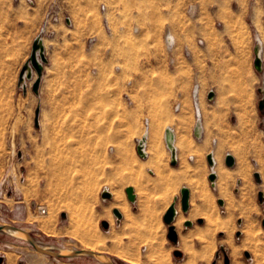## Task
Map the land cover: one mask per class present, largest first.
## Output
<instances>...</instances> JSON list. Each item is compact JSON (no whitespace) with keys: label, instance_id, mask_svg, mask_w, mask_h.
<instances>
[{"label":"rangeland","instance_id":"1","mask_svg":"<svg viewBox=\"0 0 264 264\" xmlns=\"http://www.w3.org/2000/svg\"><path fill=\"white\" fill-rule=\"evenodd\" d=\"M23 2L18 7L22 21L0 22V224L22 227L55 248L86 249L83 240L91 230L106 236L100 249L115 264H136L121 256L129 252L139 264H155L162 254L169 264H184L192 254L195 264H224L225 252L231 264H256V252L264 256V198L259 199L264 192V108L258 104L264 100V75L254 58L257 38L264 36V0ZM44 9L47 14L33 37V24ZM51 25L63 30V45L51 36ZM179 26L183 39L192 42V55L186 53L176 67L168 38ZM38 36L48 53L50 44L56 45L50 54L55 60L76 59L77 65L70 77L46 79L35 93V68L22 82L21 72L14 82L9 70L30 60ZM210 90L215 91L211 100ZM198 102L202 125L196 135ZM149 122L154 137L147 138L149 153L142 156L137 147ZM168 126L177 136L175 164L167 146ZM212 152L225 194L207 178ZM229 152L233 166L225 163ZM141 164V173L135 172ZM204 178L203 194L211 191L212 198L224 200L223 206L214 202L208 213L229 228L218 222L209 227L208 215L196 221L199 232L183 223L176 226V243L167 237L160 211L136 208L125 193L127 185H134L141 203H167L183 185L195 188ZM104 188L125 196L131 220L121 209L123 218H117L114 195L103 198ZM166 190L170 197L164 200ZM70 204L85 216L74 227ZM103 220L111 224L108 229ZM247 225L260 241L258 250L246 244ZM191 232L196 234L186 238ZM207 245L213 247L210 257ZM175 249L183 255H175ZM0 255L2 264H103L90 256L54 259L1 232Z\"/></svg>","mask_w":264,"mask_h":264},{"label":"crops","instance_id":"2","mask_svg":"<svg viewBox=\"0 0 264 264\" xmlns=\"http://www.w3.org/2000/svg\"><path fill=\"white\" fill-rule=\"evenodd\" d=\"M16 0H0V8H4V13H2L0 15L4 16L5 19L0 18V22L3 21H9V22H16L19 23L20 21H22V19H20V14L18 11V7L20 5L25 4V2H23V0H20L18 2V4L16 3ZM47 14V11L44 10H40L38 13V22H35L33 25V32H32V36L35 34L36 29H38L40 27V24L43 22L45 16ZM67 23H70V17L66 18ZM54 24H57L54 22ZM22 25L24 26H28L26 24V22H23ZM50 26V25H49ZM52 29L54 30L53 33L51 32V36H54L53 38L56 39V41H58V44L61 46L65 43V39H64V34H63V30H60V32L57 31V28L53 25H51ZM51 29V30H52ZM171 38H172V45H173V49H174V64H176V67L178 66L179 63H181V61H185L186 59V53H191L190 55H192V50L190 49V45H192V42L190 45H188L187 41L185 39H183L184 37H182V32L180 29V26L178 29L173 28L172 32H171ZM34 37V36H33ZM93 39L98 40V36L93 35L92 36ZM42 39L43 36H42ZM34 40V38H33ZM55 44L51 43L50 44V52L48 53L47 47H46V43L44 46V54H46L47 57V61L42 62V68H43V72L40 78V86H39V90L40 92L43 89V85H44V81L47 79L49 80H53L54 82H57L59 79V75L61 74L62 77L64 78H68L70 77L73 73H74V67L77 65V61L76 59H71V58H65V59H59V60H55L50 54H53L52 52L54 51V48L56 47ZM185 58V59H184ZM188 60V59H187ZM24 66V64L20 65V66H13L12 68H10L9 73L10 75L13 77H15V75H17V73L22 71V67ZM32 68V67H31ZM33 72L32 75L34 74V68H32ZM38 75V73H37ZM14 82H16V80L13 78ZM13 81L10 82V84H14ZM38 90V91H39ZM18 98V97H17ZM19 99V98H18ZM175 133V131H174ZM176 136V135H175ZM176 141H177V136H176ZM147 147V146H146ZM175 148L177 149V146L175 145ZM177 156H178V151H177ZM194 159V157L192 158ZM211 169V167H210ZM214 170V169H212ZM151 172H153L152 170H150ZM211 173V172H210ZM207 174V178L209 176V174ZM209 179V182L211 185L212 181ZM207 180V179H206ZM218 182V178L214 180V183L217 185ZM187 186L188 190H189V209L187 211H183V208L181 207V197H182V193H181V189L184 186ZM180 188L179 191V195H175V197L173 198V200H171L170 202L167 203H162V202H156V204L153 205H149L145 202L141 203V199H140V194L138 193L136 187L134 185H132L134 187V192L136 196V200L135 201H131L135 204L136 208L139 209V207H143V209H147L150 211H160L162 217L164 216V214L166 213V211L169 209L168 207L171 205L172 202L176 201L175 204V208H177V215L175 217V220L173 221L174 224L176 226H180L181 223H183L185 225L186 220H191L193 221V225L190 226L189 228H198L197 232L200 231V227H197L196 221H198L200 218L204 219L206 214L212 210L214 207L213 204L214 202L218 203V199L222 198V197H216L214 196L212 198V192L210 191H201L202 187H208L207 183L205 182V178L202 179V183L197 186L194 185L195 188H192L190 185L185 184ZM128 186V185H127ZM126 186V188H127ZM125 188V189H126ZM204 195V196H203ZM220 205V204H219ZM224 205V204H223ZM221 205V206H223ZM214 210V209H213ZM123 214V213H122ZM182 214V216H180ZM124 215V214H123ZM179 217H182L180 220V223L178 224V219ZM123 218V216H122ZM121 219V218H120ZM204 221V220H203ZM199 222V221H198ZM200 223V222H199ZM110 224V223H109ZM178 224V225H177ZM111 226V224H110Z\"/></svg>","mask_w":264,"mask_h":264},{"label":"water","instance_id":"3","mask_svg":"<svg viewBox=\"0 0 264 264\" xmlns=\"http://www.w3.org/2000/svg\"><path fill=\"white\" fill-rule=\"evenodd\" d=\"M41 39L39 37H36V40L33 43V48H32V52H31V57L30 60L24 64V66L22 67V71L20 74V80L21 82L23 81L24 75L26 74V70L27 67L29 66L30 68H35L38 76L37 79L33 82V91L35 93H38L39 90V86H40V78L43 72V68H42V62L47 61V57L46 54H44V46L41 45L40 43ZM255 66L257 69L261 70L262 67V63L263 61L261 60V57L257 54V50L255 47ZM28 78L32 77V73L29 72L27 75ZM215 96V91L210 90V93L208 95V98L211 100L212 98H214ZM259 107L261 109L264 108V100H260L259 101ZM36 123H38V118H36ZM172 150V164L176 163V150L175 148H171ZM137 151H139V153L143 155V143L140 141L137 147ZM207 160L208 163L212 166L214 164V159H213V155L212 153L207 155ZM225 163L228 164L229 166H233L235 165V157L232 153H227L226 158H225ZM255 176L257 177L258 180H260L259 173L256 172ZM208 178H210L211 181H213L214 179H216V172L213 170ZM125 193L128 196L130 201H135L136 200V196L135 192H134V187L132 185H128L127 188L125 189ZM181 193H182V197H181V207L183 208V211H187L189 209V190L187 188V186L185 185L182 189H181ZM101 196H103V198L105 199H111L113 198L112 193L110 192L109 189L104 188V190L101 193ZM264 198V192L260 191L259 192V199L262 201ZM218 203L220 205L224 204V200L223 198H219L218 199ZM175 204L176 201L172 202L171 205L168 207L169 209L166 211V213L163 216V220L164 222H166V224L168 225V233H167V237H169V239L172 241H174L175 243L178 242L179 240V236H178V232H177V228L176 225L174 224V220L175 217L177 215V208H175ZM113 212L115 213V215L117 216L118 219L122 218L123 214L122 211L119 210L117 207L113 208ZM63 216H66V213H63ZM199 222H204L202 218H200L198 220ZM243 222L242 219H239V223L241 224ZM193 221L191 220H186L185 222V226H192L193 225ZM101 224H103V226L108 229L110 227V224L108 223L107 220H103L101 222ZM262 224L264 226V217L262 218ZM0 232L1 233H5L9 236H14L17 239H20L24 242L29 243L35 250L39 251L40 253H44L54 259L57 258H67V259H72L74 257H86V256H90L93 257L94 259H96L98 262H102L103 264H115L113 258H111V256H109L107 253H103V252H96L90 249H78V248H64V247H53L44 243H41L40 241H38L29 231L27 232L25 229H23L22 227H19L15 224H9V223H3L0 224ZM238 236L242 235L241 231L237 232ZM224 251L225 249L222 248ZM174 254L177 256H182L183 252L180 251L179 249H175L173 250ZM245 254L247 256L250 255V252L247 250L245 252ZM4 257H2L0 255V264L3 263ZM224 264H231L230 263V258L227 254V252H225V257H224Z\"/></svg>","mask_w":264,"mask_h":264},{"label":"bare ground","instance_id":"4","mask_svg":"<svg viewBox=\"0 0 264 264\" xmlns=\"http://www.w3.org/2000/svg\"><path fill=\"white\" fill-rule=\"evenodd\" d=\"M41 39L40 43L41 45L45 46V41L42 40L41 37H39ZM168 42L171 43L172 42V38L169 37L168 38ZM256 50H257V54L261 57V60L263 61L262 65H263V75H264V36L262 35H259V37L257 38V43H256ZM262 68V67H261ZM29 72H33L32 68H30L29 66L27 67V70H26V75H28ZM198 89V86L196 87V91ZM195 91V92H196ZM196 113H197V126H196V135L200 133V130H201V125H202V120H201V106H200V102H198L196 104ZM243 117V115H240V119ZM246 123V122H245ZM248 123V121H247ZM246 125V124H245ZM244 125V128L243 130L248 134V132H250V128L248 126H245ZM152 127L150 126V122L148 124V126L145 128V130L143 131V134L142 136L140 137L139 139V142L141 141L143 143V155L146 156L148 155L149 151L147 150L146 146H147V138L149 137H154V131H152ZM252 132V131H251ZM240 133V132H239ZM166 136H167V146H168V149L171 150V148H175V145L177 146V141H176V136H175V133H174V129L171 127V126H168V128L166 129ZM248 145V144H247ZM176 150V148H175ZM172 151V150H171ZM177 151V150H176ZM186 152V151H185ZM210 154V153H209ZM245 154V153H244ZM212 155H213V159H214V164L211 166V168H213L216 172V175H217V170H216V165H217V159H216V155L214 154V152H212ZM191 157V156H190ZM176 158H177V152H176ZM140 166V164H139ZM223 166H220V169H222ZM142 164H141V167H138V166H135L134 168V171L135 172H140L142 171ZM243 171V170H242ZM139 173V174H140ZM163 175V174H162ZM176 176V175H175ZM167 177V176H166ZM162 180V179H161ZM215 180V179H214ZM214 180L212 181V184L214 183ZM217 184L219 185V192H221L222 194H225V188L223 187V185L218 181ZM108 189V188H107ZM114 195V207H117L118 209H121L122 211L126 212V215H127V219L129 218L130 220L132 219L133 217V213L131 212V209L129 208V205L127 204L126 202V198L125 196L121 193V192H115L113 193ZM170 197V193L168 190H166L164 192V197L163 199L164 200H167L168 198ZM67 208L69 209V211H71V224L72 223H76L77 225H80L79 223L85 218L84 215H82L84 218L82 219L81 218V213L82 211H80V213L76 210V205L74 207V205L70 204L67 206ZM107 212V211H106ZM111 212V211H110ZM217 213V212H216ZM83 214V213H82ZM110 215V214H108ZM209 215V227H211V225H214L218 222V226L219 227H225L227 230L229 228L228 224L224 223L219 219L218 221V218L216 219H213L211 217V215L213 216L214 214H210V213H207L206 216ZM205 216V217H206ZM108 218V217H107ZM182 217H179L178 219V224L180 223V220ZM216 222H215V221ZM86 221V220H85ZM87 222V221H86ZM215 222V223H214ZM177 224V225H178ZM73 225V224H72ZM84 225V224H83ZM74 227V225H73ZM209 227L207 229H209ZM88 228V227H87ZM214 228V227H213ZM205 229L204 232H203V235H205V237L207 236L206 235V232L208 233V230ZM47 230V229H46ZM48 231V230H47ZM50 231V230H49ZM76 230L74 229V232ZM53 232V231H52ZM83 232V231H82ZM81 231L80 232H77L78 235L80 233H82ZM202 232V231H201ZM246 233L248 234V237L246 238L247 239V242L246 244H249L250 246L254 247V249L259 248V242H258V239L255 238V231L253 229V227L247 225V228H246ZM75 234V233H74ZM193 234H196V232H191L189 233L187 237H192ZM86 238H84L83 242L86 240L85 244H87V248L86 249H92L93 251H96V252H103L100 248H102L103 246V242L105 243V240H106V236L104 237H99L95 232H92L91 230H87L86 232ZM84 235V236H85ZM209 235V234H208ZM75 236H77V234H75ZM81 236H83V234H80V237L79 239L81 238ZM78 237V236H77ZM210 237V235H209ZM185 238V239H186ZM83 239V237L81 238ZM80 239V240H81ZM187 247V246H186ZM186 249V248H185ZM261 251V250H260ZM213 253V247H210L209 245H207L206 249H205V254L207 257H210L211 254ZM121 254V253H120ZM233 254L235 255H238V251L237 249L235 248L234 249V252ZM256 257H255V262L256 264H264V261L262 260L264 258V256H260L258 255V251L256 252ZM10 255V254H9ZM13 256V255H12ZM123 256L127 261H130V262H133V263H136V264H139V260H138V257H135V255H132L130 252L129 253H124ZM14 257V256H13ZM158 259V258H157ZM204 261H209V260H204ZM197 261H195V258H194V255L192 254L191 255V258L185 262L184 264H195ZM236 262V261H235ZM155 264H169L168 263V260H167V255L165 254H162L159 256V259L158 261H156ZM236 264H242L240 262H236Z\"/></svg>","mask_w":264,"mask_h":264},{"label":"built area","instance_id":"5","mask_svg":"<svg viewBox=\"0 0 264 264\" xmlns=\"http://www.w3.org/2000/svg\"><path fill=\"white\" fill-rule=\"evenodd\" d=\"M38 37H41V36H38ZM213 185H214V183H213ZM42 211L44 212V209Z\"/></svg>","mask_w":264,"mask_h":264}]
</instances>
